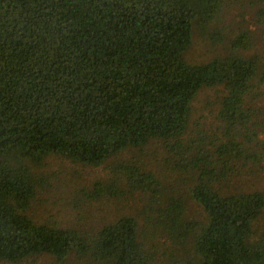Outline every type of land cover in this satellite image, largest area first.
<instances>
[{
  "label": "trees",
  "instance_id": "1",
  "mask_svg": "<svg viewBox=\"0 0 264 264\" xmlns=\"http://www.w3.org/2000/svg\"><path fill=\"white\" fill-rule=\"evenodd\" d=\"M247 1L264 15V0H0V262L264 264V191L233 183L263 169L264 68L185 59L194 32L212 37ZM204 88L223 93L214 137L188 134ZM153 142L166 180L122 157ZM52 154L104 168L89 200L141 208L93 233L36 222L34 169Z\"/></svg>",
  "mask_w": 264,
  "mask_h": 264
},
{
  "label": "rangeland",
  "instance_id": "2",
  "mask_svg": "<svg viewBox=\"0 0 264 264\" xmlns=\"http://www.w3.org/2000/svg\"><path fill=\"white\" fill-rule=\"evenodd\" d=\"M258 14V10L252 8L249 1L243 7H232L225 14L224 23L217 25L212 37L194 32L190 49L185 54L186 61L200 66L213 60L236 56L256 59L264 68V15ZM223 26L225 30L217 39L214 38ZM242 35L245 40L237 47L235 42ZM254 92L257 93L255 105L260 110L258 117L264 122V83L257 81L253 95ZM222 95V89L219 88H204L198 93L191 105L188 134L200 131L210 137L218 135L223 124L219 118ZM132 153L134 154L127 152L122 157H136L143 166L156 172L161 178L166 180L171 177L164 164L166 153L162 144L153 142L142 153ZM34 171L39 178V186L31 212L32 218L38 223L47 222L93 233L123 213L136 215L141 208L142 201L138 196L126 201L89 200L86 192L91 184L106 177L103 167L74 165L66 158L52 154L46 156ZM233 183L241 190L264 191V163L263 169L253 168V172ZM263 222L264 220L260 224ZM68 261L66 264L76 262L73 258ZM21 264L57 263L50 257L43 256Z\"/></svg>",
  "mask_w": 264,
  "mask_h": 264
}]
</instances>
